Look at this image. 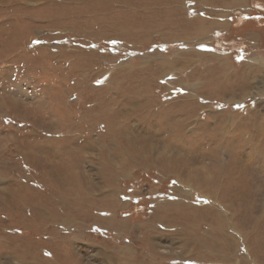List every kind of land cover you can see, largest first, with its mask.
I'll list each match as a JSON object with an SVG mask.
<instances>
[{
	"label": "rangeland",
	"instance_id": "rangeland-1",
	"mask_svg": "<svg viewBox=\"0 0 264 264\" xmlns=\"http://www.w3.org/2000/svg\"><path fill=\"white\" fill-rule=\"evenodd\" d=\"M0 264H264V0H0Z\"/></svg>",
	"mask_w": 264,
	"mask_h": 264
},
{
	"label": "trees",
	"instance_id": "trees-1",
	"mask_svg": "<svg viewBox=\"0 0 264 264\" xmlns=\"http://www.w3.org/2000/svg\"><path fill=\"white\" fill-rule=\"evenodd\" d=\"M260 17V16H259Z\"/></svg>",
	"mask_w": 264,
	"mask_h": 264
}]
</instances>
